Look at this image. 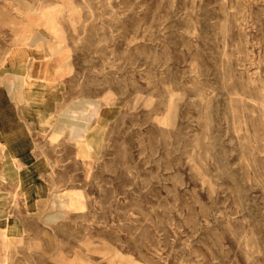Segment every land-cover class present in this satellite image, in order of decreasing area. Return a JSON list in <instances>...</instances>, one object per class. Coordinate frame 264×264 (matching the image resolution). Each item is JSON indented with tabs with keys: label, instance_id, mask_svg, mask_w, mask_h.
<instances>
[{
	"label": "rangeland",
	"instance_id": "rangeland-1",
	"mask_svg": "<svg viewBox=\"0 0 264 264\" xmlns=\"http://www.w3.org/2000/svg\"><path fill=\"white\" fill-rule=\"evenodd\" d=\"M3 91L0 264H264V0H0Z\"/></svg>",
	"mask_w": 264,
	"mask_h": 264
},
{
	"label": "crops",
	"instance_id": "crops-1",
	"mask_svg": "<svg viewBox=\"0 0 264 264\" xmlns=\"http://www.w3.org/2000/svg\"><path fill=\"white\" fill-rule=\"evenodd\" d=\"M23 52L24 53L11 54L6 64H9L10 59L14 61L20 59L21 61L27 60L29 55L26 53L27 51ZM3 96L1 103V110L3 113L2 120L10 121L11 124L0 130V148L7 149L8 153L12 154L17 159V162L25 163L27 159L26 155L31 154V156L34 157V152L37 147L35 137L32 134L33 130L29 127V120L22 116L20 110L18 111L17 104L12 100L9 94L3 91ZM28 114L32 116L31 111H28ZM0 231L3 230L0 229Z\"/></svg>",
	"mask_w": 264,
	"mask_h": 264
}]
</instances>
